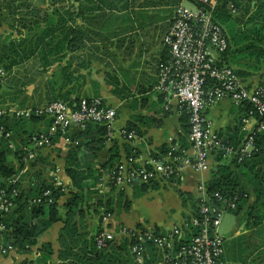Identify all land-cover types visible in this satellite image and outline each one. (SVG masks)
<instances>
[{
  "label": "crops",
  "instance_id": "1",
  "mask_svg": "<svg viewBox=\"0 0 264 264\" xmlns=\"http://www.w3.org/2000/svg\"><path fill=\"white\" fill-rule=\"evenodd\" d=\"M107 1L109 6L103 11L96 9L95 14L101 15L99 20L92 22L91 26H84L88 40L79 48L74 64L70 63L68 67L72 74L69 82L62 85V75L60 79L53 77L58 72L57 67L51 66L47 74H31L32 69L29 74L27 65L31 66V59L36 60L31 57L29 62L14 66L0 85V99H3L4 106L26 108L42 105L50 101L53 86L54 94H67L72 99L78 97V100L98 99L101 105L116 110L111 137L105 135L102 140L100 129L96 126H89L83 136H79V130L72 128L70 141L60 137L52 145L38 151L36 171L39 169L45 176L51 174L61 183L63 195L58 200L60 216L68 209L65 202L71 188L66 169L78 161L82 175L89 176L87 183L92 184L91 188L85 189L90 195L79 204L80 211L74 207L76 212L72 222L78 224L80 231H88L92 235L109 225L108 229L118 233L122 227L134 228L140 224L163 232L187 218L198 199L199 185L207 184L215 166L226 161L239 183L250 193L248 200L242 202L237 210L224 212L232 213L235 218L234 230L224 237L226 264H264V234H259L260 229L246 217L248 206L255 200L253 188L248 182L252 170L236 167L231 158L218 159L216 154H211L208 167L203 171L195 172L185 166L179 175L167 180L154 179L142 186L109 182L105 163L111 153H117L119 162L125 161L128 156H135L137 164H140L167 154L172 146H176V154L182 151L191 154L192 149L187 141L189 127L183 116L186 113L179 110L174 100L166 109L161 94L155 90L157 64L167 57L162 38L172 21V11L167 14L165 8L174 9L184 0ZM245 2L249 3L251 12L255 1L243 0V6ZM96 4L102 7L99 1ZM262 65H258L257 69L250 68L244 76H240L248 86L258 83L262 75L258 73V67ZM20 75L26 77L20 78ZM21 80L23 82L20 83ZM204 114L219 136L230 144L242 142L255 126V119L246 114V106L236 105L228 99L208 106ZM48 122L47 118H39L28 122L27 127L31 131H41L48 127ZM128 125H132L135 133L133 141L118 133ZM92 138L101 139L93 148L85 143ZM46 164L54 165V168L47 172V169L44 170ZM263 167L264 162L257 160L255 169ZM85 169L90 172H84ZM28 179L21 177L24 187L29 185ZM104 212L109 214V218L103 223L100 216ZM62 226L61 221L49 225L26 252L11 248L0 255V264H21L24 260L44 264L37 261L43 244H49L52 249L46 264H59L58 240Z\"/></svg>",
  "mask_w": 264,
  "mask_h": 264
},
{
  "label": "built area",
  "instance_id": "2",
  "mask_svg": "<svg viewBox=\"0 0 264 264\" xmlns=\"http://www.w3.org/2000/svg\"><path fill=\"white\" fill-rule=\"evenodd\" d=\"M190 1L194 4L192 8L178 4L173 9L172 21L162 38L167 59L157 64L155 90L161 94L166 109L174 100L179 110L188 115L187 141L192 152L176 154V146H172L167 154L140 164H137L135 156H128L106 172L111 184L167 180L179 175L185 166L195 172L207 169L209 156L214 151L221 152L223 159L240 162L251 158L258 149L255 136L264 132V73L256 85L248 86L232 67L222 64L219 56L228 47V40L224 28L213 17L220 0ZM227 8L233 15L238 13L233 3L229 2ZM7 73L0 67V84ZM223 99L245 105L247 116L255 119L254 128L237 145L224 141L204 114L208 106ZM6 115L15 119H29L31 116L50 118L47 131L31 137L27 157L32 160L36 149L50 146V138L56 133L60 132L61 137L68 140L72 128L82 129L88 123L104 125L107 137H111L116 110L101 105L98 99L81 98L71 105L61 100L26 108L0 104V117ZM0 132H3L2 127ZM118 133L129 141L135 139L133 130L123 128ZM4 135L10 138V132ZM56 184L61 185L57 180ZM49 193L48 190L43 195ZM197 197L200 203L196 214L174 224L169 230L156 233L149 227L144 230L122 227L117 233L104 229L95 234L97 247L125 236L132 241L129 252L133 264H225L222 258L225 238L219 234L218 226L224 212L236 207L239 197L233 196L229 200L219 192H208L205 184L199 185ZM34 201L40 202V199L35 198ZM13 206L0 188V210L10 212ZM108 218L109 214H104L103 222ZM4 230L0 223V232ZM10 250L11 247L0 246V255Z\"/></svg>",
  "mask_w": 264,
  "mask_h": 264
},
{
  "label": "trees",
  "instance_id": "3",
  "mask_svg": "<svg viewBox=\"0 0 264 264\" xmlns=\"http://www.w3.org/2000/svg\"><path fill=\"white\" fill-rule=\"evenodd\" d=\"M97 1L102 7L97 6ZM254 1V9L251 12L249 3L245 2L247 5L244 4L243 6V0H220L213 11L214 19L224 28L228 40V47L219 56L221 63L232 67L238 76H244L250 68L255 67L257 69L258 65L264 63V0ZM48 2L46 10H41L40 14L38 12L40 9L34 7L27 10L31 11L33 16L20 18L17 26V31L21 35L20 39L0 42V67L9 72L14 66L34 57L37 59L42 72L57 64L58 72L53 77L58 76L60 79L62 75L60 84L64 85L72 79V74L68 71L70 62L66 58L69 54L79 50L88 40L84 26H91L92 22L99 20L101 15L95 14L96 9L103 11L106 6H109V2L107 0H48ZM229 2L237 8L238 13L236 15H233L227 8ZM113 8L115 9V7ZM238 24H242V26ZM23 28H28L32 34H23ZM166 59L167 57L163 61ZM64 61L65 65L62 66ZM51 87L53 94L49 99L50 101L61 100L70 105L78 101V97L72 99L67 94H54V87ZM2 100L0 99V104H2ZM247 109L246 107V111ZM183 116L186 117L188 123V115L183 114ZM39 118H47L49 120L48 126L50 125V118L45 116H31L29 119H15L8 115L0 117V127L3 129V132H0V188L4 190L5 196L14 205L10 212L0 210V223L4 225L5 229L0 232V246L26 252L49 225L61 221L63 226L58 240L60 246L59 264H133L129 252L132 241L129 238L121 236L99 248L95 242L96 233L90 235L88 231H80L78 224L72 222L76 212L74 207L79 208L78 211H80L81 206L79 204L84 203L86 196L90 195V192L85 191V189L91 188L92 185L87 183L90 177L82 175L78 161L72 162L73 164H70L69 168L66 169L71 181V188L68 192L69 197L65 202L68 209L62 217L60 216L58 200L63 195L62 186L56 184L53 175L45 176L39 169L36 171L38 151L45 148L46 145L36 149L35 157L32 160L27 157L31 137L36 133L46 132L48 129V127L41 131L28 129V122ZM89 126H96L100 129V136L102 140L105 139L106 127L94 123H88L84 128L77 129L79 136H83ZM126 129L128 131L133 130L132 125H128ZM6 132H10V138L4 135ZM60 137L61 133H56L50 138L49 145H52ZM96 142H101V139L92 138L85 143L93 148ZM255 143L258 149L251 158L243 159L240 162H237L236 159L232 160L236 167L252 170L248 182L253 188L255 200L248 206L246 217L251 219V224L260 229L258 232L260 234L264 230V167L255 169V166L257 160L264 162V132L256 134ZM212 154H216L218 159H223L219 151H214ZM255 159L257 160L255 161ZM119 161L120 158L117 153H111L105 163V172L114 168ZM47 166L49 167L47 168ZM53 168L54 165L50 166V164L44 166V170L47 169V172ZM83 171L90 172L88 169ZM23 176L29 178L27 187L21 183ZM132 185L142 186L143 183ZM205 186L208 192H219L229 200L233 196L239 197L236 207L230 209L231 211L237 210L239 205L246 202L250 196L248 190L239 183L226 161L219 162L215 166L212 171V178ZM48 190L50 193L43 195ZM35 198H39L40 202L34 201L35 203H33L32 200ZM199 203L198 199L193 203V209L187 218L196 214ZM106 213L104 212L100 216L102 221L103 215ZM135 227L141 230L147 228V226L140 224ZM108 228L109 225L104 227L105 230H110ZM155 232L157 233L156 230ZM51 253L50 245L43 244L41 255L37 261H43L46 264ZM152 256L155 257V255ZM222 258L225 261L224 251ZM21 264L33 263L24 260Z\"/></svg>",
  "mask_w": 264,
  "mask_h": 264
},
{
  "label": "rangeland",
  "instance_id": "4",
  "mask_svg": "<svg viewBox=\"0 0 264 264\" xmlns=\"http://www.w3.org/2000/svg\"><path fill=\"white\" fill-rule=\"evenodd\" d=\"M48 4H49L48 0H0V42H8V41L20 39L21 35L17 31V26L19 24L20 18L21 17L28 18L29 16L30 17L33 16L32 12L27 11V10H31L34 7H38L40 9V10H38V12L40 14L41 10H46ZM182 4L184 6H188L191 8L194 6V4L189 0H184ZM165 11H167V14H168L170 11L173 12V8L172 7L171 8L166 7ZM172 12H171V14H172ZM164 13L166 14V12H164ZM169 16H171V15H169ZM22 32H23V34L26 33V35L32 34V32L31 33L29 32L28 28H23ZM78 52H79V50H77L74 53L69 54L66 59L71 64H74V59L77 58ZM30 62L32 63L31 66L28 63V65L26 67L27 72H29V74H30L31 69H32L31 74L40 73V72L43 73L41 71V68H40L38 62H37V59L36 60L31 59ZM52 67L55 68V67H58V65L54 64V65H52ZM49 70L45 71L46 74H47V72H49ZM258 70H259L258 73H263L264 72V66L262 65V67H258ZM19 77L24 78L26 76L20 75ZM21 82H23V80H21L20 83ZM12 83H14V82H12ZM29 84L30 83H28L27 86ZM51 89H52V87H51ZM234 223H235V218H234L233 214L232 213H225L221 219L219 226H218L219 234H221L223 237L230 234L234 230ZM263 229H264V227H263ZM262 233L264 234V230H262Z\"/></svg>",
  "mask_w": 264,
  "mask_h": 264
}]
</instances>
